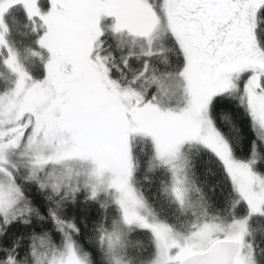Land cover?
<instances>
[{"label":"snow or ice","instance_id":"snow-or-ice-1","mask_svg":"<svg viewBox=\"0 0 264 264\" xmlns=\"http://www.w3.org/2000/svg\"><path fill=\"white\" fill-rule=\"evenodd\" d=\"M0 264H264V0H0Z\"/></svg>","mask_w":264,"mask_h":264}]
</instances>
